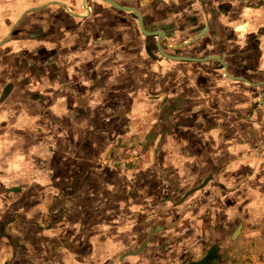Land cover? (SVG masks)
Wrapping results in <instances>:
<instances>
[{
	"label": "crops",
	"instance_id": "0c3cea01",
	"mask_svg": "<svg viewBox=\"0 0 264 264\" xmlns=\"http://www.w3.org/2000/svg\"><path fill=\"white\" fill-rule=\"evenodd\" d=\"M50 1L0 27V264H171L218 204L264 224V0H115L147 33Z\"/></svg>",
	"mask_w": 264,
	"mask_h": 264
},
{
	"label": "rangeland",
	"instance_id": "374dc122",
	"mask_svg": "<svg viewBox=\"0 0 264 264\" xmlns=\"http://www.w3.org/2000/svg\"><path fill=\"white\" fill-rule=\"evenodd\" d=\"M22 1V2H18ZM41 0H0V27L5 24L12 23L18 10V4L28 9L34 7ZM16 3L11 9V4ZM10 9L14 14L7 16ZM28 12V11H27ZM0 37L2 35L0 34ZM2 38H0L1 40ZM219 215L216 219L197 224L199 231L188 228L187 230L192 236L187 243L174 242L171 249L175 254L171 255V264H185L186 260L202 259L204 257L216 256L214 264H264V224L253 223V227L249 230L244 229V223L236 220L235 222H227L223 211L224 205L218 204ZM216 207V208H217ZM206 207L203 211L204 215L212 216V208ZM210 211V212H209ZM207 216H205L206 218ZM204 224V225H203ZM204 226L202 230L201 227ZM186 230V231H187ZM196 245V250L185 251L182 248ZM157 259L163 256L164 247L156 245ZM212 251L211 254H209ZM215 251V253H214ZM160 255V256H159Z\"/></svg>",
	"mask_w": 264,
	"mask_h": 264
},
{
	"label": "water",
	"instance_id": "95a60500",
	"mask_svg": "<svg viewBox=\"0 0 264 264\" xmlns=\"http://www.w3.org/2000/svg\"><path fill=\"white\" fill-rule=\"evenodd\" d=\"M85 1L86 0H83V5L84 7L87 9L88 6L85 4ZM103 1H106L107 3L113 5L114 7H117L119 9H122V10H125V11H131L133 13H135L137 19H138V22H139V26H140V29L141 31L147 33L144 28H143V25H142V20H141V15L140 13L133 7H130V6H123V5H119L115 0H103ZM61 3L70 13L72 14H75V15H79L77 13H74L65 3L63 2H60V1H50V3ZM43 5L45 4H42V5H37V6H34V7H30L28 9L25 10V12L27 11H33L35 9H38L39 7H42ZM22 16V15H21ZM21 18V17H20ZM20 18L17 20L16 23L19 22ZM15 23V24H16ZM15 26V25H14ZM12 29L13 27L9 30V32L6 34V36L0 40V44L3 43L6 39L9 38L11 32H12ZM207 31V28L205 27L201 32H199L198 34H196V36L193 38V40L195 41L196 39H198L199 37H201L205 32ZM156 35H157V40H158V48L160 50V52L168 57H171L172 59H177V60H187V61H206V60H211V59H214L216 58V56H212V55H207V56H203V57H193V56H184V55H170V54H166L164 53L160 46H159V42L161 40V32L160 31H157L156 32ZM205 183V181H204Z\"/></svg>",
	"mask_w": 264,
	"mask_h": 264
},
{
	"label": "trees",
	"instance_id": "16d2710c",
	"mask_svg": "<svg viewBox=\"0 0 264 264\" xmlns=\"http://www.w3.org/2000/svg\"><path fill=\"white\" fill-rule=\"evenodd\" d=\"M215 259H216V256L214 255V257L211 260H209L206 264H214L213 262L215 261ZM199 262H196L195 264H198Z\"/></svg>",
	"mask_w": 264,
	"mask_h": 264
},
{
	"label": "bare ground",
	"instance_id": "6f19581e",
	"mask_svg": "<svg viewBox=\"0 0 264 264\" xmlns=\"http://www.w3.org/2000/svg\"><path fill=\"white\" fill-rule=\"evenodd\" d=\"M207 257V256H206ZM205 257V258H206ZM204 259V258H203ZM202 259V260H203ZM209 260H211V257H207L204 261H202V262H200V263H198V264H206Z\"/></svg>",
	"mask_w": 264,
	"mask_h": 264
},
{
	"label": "flooded vegetation",
	"instance_id": "af4514ba",
	"mask_svg": "<svg viewBox=\"0 0 264 264\" xmlns=\"http://www.w3.org/2000/svg\"><path fill=\"white\" fill-rule=\"evenodd\" d=\"M205 258V257H204ZM195 264V263H194Z\"/></svg>",
	"mask_w": 264,
	"mask_h": 264
}]
</instances>
